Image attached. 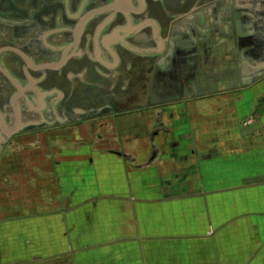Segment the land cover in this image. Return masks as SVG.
<instances>
[{"label":"flooded vegetation","instance_id":"af4514ba","mask_svg":"<svg viewBox=\"0 0 264 264\" xmlns=\"http://www.w3.org/2000/svg\"><path fill=\"white\" fill-rule=\"evenodd\" d=\"M263 82L264 0H0V173L23 141L73 132L78 150L151 160L162 143L130 141H166L164 118L219 96L243 123Z\"/></svg>","mask_w":264,"mask_h":264},{"label":"crops","instance_id":"0c3cea01","mask_svg":"<svg viewBox=\"0 0 264 264\" xmlns=\"http://www.w3.org/2000/svg\"><path fill=\"white\" fill-rule=\"evenodd\" d=\"M245 94L247 115L264 82ZM218 99L164 118L166 141H130L162 143L151 160L66 152L57 199L1 222L0 264H264V105L245 126Z\"/></svg>","mask_w":264,"mask_h":264},{"label":"rangeland","instance_id":"374dc122","mask_svg":"<svg viewBox=\"0 0 264 264\" xmlns=\"http://www.w3.org/2000/svg\"><path fill=\"white\" fill-rule=\"evenodd\" d=\"M256 108L252 106L245 115L243 125L259 116ZM77 135L78 132H73L69 140L50 143L51 149L45 139L38 147L34 141L25 140L22 147H15L9 153L5 170L0 173V224L34 214L57 199L56 162L66 152L78 150Z\"/></svg>","mask_w":264,"mask_h":264}]
</instances>
